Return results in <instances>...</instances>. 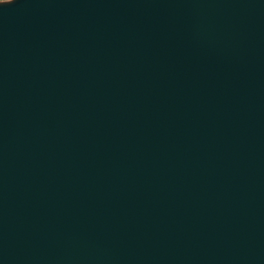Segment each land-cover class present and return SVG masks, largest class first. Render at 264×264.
I'll return each instance as SVG.
<instances>
[{
  "label": "water",
  "instance_id": "95a60500",
  "mask_svg": "<svg viewBox=\"0 0 264 264\" xmlns=\"http://www.w3.org/2000/svg\"><path fill=\"white\" fill-rule=\"evenodd\" d=\"M0 264H264V0H0Z\"/></svg>",
  "mask_w": 264,
  "mask_h": 264
},
{
  "label": "clouds",
  "instance_id": "9594fccd",
  "mask_svg": "<svg viewBox=\"0 0 264 264\" xmlns=\"http://www.w3.org/2000/svg\"><path fill=\"white\" fill-rule=\"evenodd\" d=\"M9 3H12V0H9Z\"/></svg>",
  "mask_w": 264,
  "mask_h": 264
}]
</instances>
